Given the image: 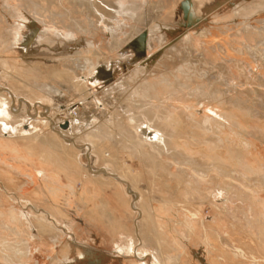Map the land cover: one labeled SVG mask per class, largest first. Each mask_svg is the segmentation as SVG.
<instances>
[{
  "label": "rangeland",
  "instance_id": "1",
  "mask_svg": "<svg viewBox=\"0 0 264 264\" xmlns=\"http://www.w3.org/2000/svg\"><path fill=\"white\" fill-rule=\"evenodd\" d=\"M37 1L57 12V26L52 21L50 23L47 17H43L37 12V5L34 3ZM50 1L0 0V26L6 30L5 27L14 26L17 23L11 20L20 18L25 14L32 18L33 21L36 20V23L40 22L39 24L37 23L39 26L45 25L44 22H48L49 31L51 28L59 30V28L61 29L67 24L77 22L82 26L86 22L87 25L85 24L82 29L83 34L86 31L85 36H80V39L86 37L91 40L93 38L95 41L97 40L96 46L108 41L109 37L105 36L103 32L105 27L103 19L95 10H93V13L100 17L97 21L96 30L91 25L95 19L93 15H87L84 10L74 5H69L68 0H52L54 4L51 6L48 3ZM103 1L110 5H117L118 3L117 0H114V3H112V0ZM136 1L142 7H146L149 1L159 2L162 0H122V7L128 4L127 7H131ZM163 1L166 7L158 20L168 26H178L182 15H177L175 11L184 0ZM238 1L240 0H203L202 5L200 7L198 5V15L204 16L203 19L195 24L190 23V27H188L192 34L197 31L198 27L204 28L205 26L209 30L207 35L209 38L198 41V45L194 47V54L200 60L195 65L197 69H211L208 72L214 74H211L210 78L213 80L216 78L217 81L224 74V77H227L230 82L233 81L237 88L235 92L228 94L229 100L220 104L215 103L214 111H212L213 107L208 104L199 106L195 103L194 109H197V115L188 118V120L195 128L207 125L215 116L214 114L220 118L223 115H228L229 117L226 120H239L243 128H246L249 132L248 134L243 132L242 138L250 140L251 148L248 151V158L250 157V162L256 168L258 165L264 166V65L256 63L252 57L242 54L240 51L242 35H238V33L243 28L246 18L239 17L238 23L236 22L235 24L233 23L234 19H230L232 4ZM100 6L105 11H111V6L109 7L103 3ZM111 18L113 17L109 19ZM120 20L128 28V22H131L129 15L127 13L122 14ZM250 22L257 27L263 26L264 13H255L251 16ZM122 24L121 26H123ZM90 30H92L91 34ZM183 32H179L178 35ZM257 38L260 37L258 36ZM255 40L252 38L251 41L255 43ZM170 43L172 46L169 48V44H165L164 50L159 43L153 48V51H155L152 52L157 57L155 61H159L158 57H164L165 54L167 57H171L169 54L172 53L176 57L171 64L168 63L164 67L157 68V71L154 72L157 75L167 77L170 75L171 69L175 70L183 62L179 57L181 54L175 51L173 46L174 44L178 45V42L170 41ZM178 46L181 49L180 45ZM150 54L151 51L148 50L146 55ZM20 55L29 60L23 66V72L24 75H28L31 78V81L29 85H24L21 82L15 85L23 94L17 95L16 98H22L29 104L32 102L29 99H37L41 95L46 94L52 84L58 87L64 86L70 90L74 88L75 82L79 80L80 75L73 74L72 70L65 66L64 62H59L58 59L60 57H62L61 59L67 58L70 53L67 50H63L58 43H54L48 48L40 46L36 49L30 47L21 50H0V57L7 58L11 65L23 64V61H18ZM55 57L58 58L54 59ZM204 65L205 67H203ZM208 65L209 68L207 67ZM222 66L225 67V73L221 70ZM124 67L126 69L127 64L124 63ZM100 69L106 72L104 67H100ZM101 73L95 72L93 80H99ZM84 78L82 75L81 79ZM4 79V81L0 80V82H3V84L0 83V89H6L12 93L11 88L4 85L5 81L10 84L12 81ZM70 92V95L65 98L63 103H78L79 107L82 104L80 101H85L86 103L91 101L88 98V87L82 86L80 90ZM100 95L101 93H95L94 97L97 98ZM14 105L12 109L18 110L19 103L17 102ZM173 105L176 109L182 106L177 100L173 102ZM99 106V109L95 111L96 114L98 112L101 113L104 108L103 104ZM190 107L193 108V106ZM137 110H140V108ZM35 111L45 113V110L38 108L37 105L34 106V109H29L28 113L36 117ZM73 115H75L74 112ZM30 116L25 115L20 120L16 119L14 123H11L13 127L4 125L3 138L9 137L10 141L3 142V140H0V232L5 234L0 238V248L4 243L6 244V256L13 259L15 264H61L52 262V258L59 252L58 245L48 236H45V242H39L34 237V235H39L37 229H41L42 223L47 222L65 241H71L87 248H95L99 252L98 254H104L106 257L112 256L114 258L113 264H144L145 262L142 263L143 260H136L135 258L129 260L131 255L129 250L138 236L135 229V219H138V215L135 217L133 212H130L129 209L127 211L126 207L115 196V194L121 195L123 192L122 188L118 187L117 189L113 185L104 186L99 180L92 178L88 181H83L85 171L75 165V162L71 159V154L65 151L64 148L58 147L55 149L54 146H45L42 142L17 138L18 128L20 126H28L33 121ZM136 117L139 118L138 113ZM117 118V122H121L118 127L122 128L119 131L123 132L120 135L125 134V138L133 139L135 131H133V126H129L127 117L118 114ZM156 124L166 127L170 131L175 128V126L169 125V121L165 118H158ZM37 128L43 129V126L39 124ZM227 132L229 131L226 130V135L228 134ZM43 135H45L47 143L55 141L49 136L50 133L48 131H45ZM104 135H107V132ZM120 135L117 140L115 137L110 140L99 135H96V138L100 139L101 144H106L105 149L107 148L111 153L117 154L121 161L119 165L128 164L130 171L132 170L131 173L138 172L140 174L137 178L141 180L137 179L136 187L141 192L140 204L143 208L151 203L150 199L153 196L160 197L162 201H173L166 207H163L161 201L151 203L156 213L154 215L156 238L155 234H153L155 233L154 231H152L153 233L147 231L142 249L145 248V251L151 255L152 261L155 260L164 264H264V183L260 184L248 179V182L253 184L250 185L249 189L253 191L250 193L247 188L230 187L231 183L222 178L224 190L214 202L220 205L221 209L224 206L226 214L227 216L229 214L230 218L221 219L224 216L222 212H217L206 197L199 196L197 192L199 188L196 187L197 185L194 182L187 187L188 189L184 194L181 191L176 200H174L166 190V184L171 185V183H165L156 179L153 175L148 176L146 174L147 170L154 171L156 169V164L147 161V154H149L151 149L147 145H143L140 147V151L143 154L139 156L136 148L132 147L133 144L128 143ZM174 135L177 136L179 134L175 132ZM149 136H153V133H150ZM176 136L174 137L176 138ZM182 143H185L186 146L184 148L188 150V154L190 152V154H193L190 157L193 158L194 164H207V158L202 157V152H198L202 145L194 142L188 135L187 137L184 136ZM169 147L172 151L177 149L173 145ZM224 151L222 152L225 155L226 152ZM195 152L198 154L196 155ZM213 153H215L213 149L205 152L207 155ZM41 155L45 159H41ZM167 158L168 163L174 160L171 155L167 156ZM102 163L104 164L105 162L98 161L99 166ZM170 168L174 169V166ZM49 176L54 177L55 183H50V178L52 177L49 178ZM201 187L202 189L208 188L210 190L213 185L205 181L201 183ZM88 189L90 192L87 191ZM73 193L85 196L89 200V205L87 204V207H85V204H83L81 208L80 200H86L85 197L80 199L79 195L72 196ZM199 203L202 205L197 206ZM108 205L120 211L122 216L125 215L126 217L120 218L122 221L118 223L114 234L109 233L108 230L111 227L107 228V219H104L102 212L99 211L105 210V206ZM125 205L127 206V203ZM190 213H195L196 217H192ZM11 215L16 218L12 220ZM35 221L41 225H34L35 227L32 228L33 232L29 238L31 250L25 261L22 254L25 251L23 242L26 240V227ZM230 221L233 224H230ZM116 225L117 219L112 228ZM7 226H11L10 232ZM17 232H20V234L18 235ZM213 232L217 235L215 236ZM157 241L159 245H157ZM151 260L148 258L145 261L150 264ZM106 262L107 260L103 259L101 262L98 261L97 264H105ZM0 264H7L1 255ZM71 264L83 263L79 259L74 258Z\"/></svg>",
  "mask_w": 264,
  "mask_h": 264
},
{
  "label": "bare ground",
  "instance_id": "2",
  "mask_svg": "<svg viewBox=\"0 0 264 264\" xmlns=\"http://www.w3.org/2000/svg\"><path fill=\"white\" fill-rule=\"evenodd\" d=\"M112 1L114 3V0ZM117 1V5H110L103 0H68L69 5L71 4L84 10L87 15H93L95 19L93 22L91 21V25L95 30L97 29V21L100 17L103 19V24H105L103 32L109 38L106 43L104 42L97 46V40L95 41L93 38L91 40L86 37L80 39V36H85L86 31L83 34L82 29L86 22L82 26L79 22L67 24L65 27L61 26L62 28H59V30L51 28L52 25L49 31L48 22H44L45 25L39 26L36 20L33 21L32 18L25 14L20 18L11 20L17 23L14 26L5 27L6 30L0 26V50H21L30 47L36 49L40 46L48 48L50 45L58 43L63 50H67L70 53L67 58L61 59L62 57H60L58 59L59 62H64L65 66L72 70L73 74L80 75L79 80L75 82L74 88L69 90L64 86L58 87L52 84L49 86L48 94H43L37 99H29L32 101L29 104L22 98H16L17 95L23 94L15 86L18 82L29 85L31 78L28 75H24L23 72V66L29 60L20 55L18 61H23V64L19 63L15 66L11 65L7 58L0 57V80L4 81V78H6L12 81L11 84L5 81L4 85L9 86L14 95L13 97L12 93L6 89H0V140H3V142L10 141L9 137L3 138L4 125L11 127V123H14L16 119L20 120L25 115L30 116L31 114L29 115L28 110L34 109L36 105L38 108L44 109L45 113L35 111L36 117L34 115L30 116L33 121L28 126H20L18 128L17 138L42 142L43 145L54 146L55 149L58 147L64 148L65 151L71 154V159L75 162V165L85 171L83 181H88L92 178L99 180L104 186L113 185L117 189L121 187L123 190L121 195L115 194L118 201L126 207L127 211L133 212L135 217L138 215L137 220L134 217L138 236L129 250L131 254L129 260L135 258L136 260H143L142 263L145 262L144 264H149L145 260L148 258L151 260L152 257L142 247H144L143 242L147 231H154L155 233H152L155 234L156 238L154 222L156 213L151 203L161 201L163 207H166L173 201H162L160 197L153 196L150 199L151 203L143 208L140 204L141 192L136 187L137 179L141 180L137 178L140 174L138 172L131 173L132 170L130 171L128 164L119 165L121 161L117 154L111 153L107 148L106 150V144H101L100 139L96 138V135H99L110 140L115 137L117 140L120 133L123 134V132L119 131L122 128L118 127L121 124V122H117L118 114L127 117L129 126H133V131H135L133 139L125 138V134L120 135V137L127 140L128 143H132V147L136 148L139 156L143 154L140 151V147L143 145H147L151 149L149 154H147V161L156 164V169L154 171L147 170L146 174L148 176L153 175L156 179L165 183H171V185L166 184V190L174 200H176L181 191L184 194L188 189L187 187L194 182L197 185L196 187L199 188L197 191L199 196L206 197L210 204L214 206V209L217 212H222L225 216L221 217V219L230 218L229 214L227 216L224 206L221 209V206L214 202L224 190L222 178L231 183L230 187L247 188V191L252 193V189L249 188L253 184H250L248 179L260 184L264 183V166L258 165L255 168L250 162L248 151L251 148V143L249 142L250 140L242 138L243 132L247 134L249 132L246 128H243L239 120H226L229 117L228 115H223L220 118L214 114L215 116L207 125L198 128H195L188 120V118L197 115V109H194L195 103L199 106L208 104L213 107L212 111H214L215 103L220 104L229 100L228 94L235 92L237 89L235 83L233 81L230 82L227 77H224V74L220 76L219 81L214 77L213 80L210 78L212 73L208 72L211 69L199 70L195 66L200 60L194 54V47L198 45V41L208 37L209 30L205 26L204 28L198 27L197 31L192 34L188 27H190V23L195 24L203 19L204 16L198 15V5L200 7L203 0L183 1L175 11L177 15H182L178 26H168L158 20L166 7L163 0L159 2L149 1L146 7H142L137 1L131 7H127L129 4L122 7V0ZM34 3L37 5V12L43 17H47L50 23L52 21L57 26V12L52 10L51 7L38 3V1ZM48 3L51 6L54 1L51 0ZM101 3L111 6L112 12L103 10L100 6ZM93 10L97 14L99 13L100 17L96 16ZM230 12V19H234V24L238 23L239 17L246 18L243 28L239 30V33L237 32L238 35H242L240 51L263 66L264 23L263 26L257 27L250 22V19L255 13H264V0H240L234 2ZM124 13H127L131 20V22H128V28L120 20V16ZM110 17L113 18L109 19ZM92 30L89 31L90 34ZM179 32L183 33L178 35ZM258 36L260 38H257ZM252 38L256 39L255 43L251 41ZM170 41H176L180 45L181 49H179L177 44L173 46L175 51L181 54L179 57L183 60V64L181 63L175 70L171 69L170 75L164 77L154 72L157 71V68L174 62L172 60H175V54H169L171 57H167L165 54L164 57H158L159 61H155L157 57L154 56L153 52L155 50L153 51V48L158 43L163 47V50L165 49V44H169L170 48L172 46ZM148 50L151 51L150 55H146ZM201 55L203 57L202 53ZM57 58L55 57L54 59ZM124 63L127 64L126 69ZM100 67H104L106 72L102 71ZM207 67L209 68V65ZM221 70L225 73L224 66H222ZM95 72H102L99 80H93ZM82 75L85 77L84 79H81ZM14 82L16 83L14 84ZM0 83L3 84V82ZM82 86L88 87V98L89 100L91 99L89 103L80 101L82 104L79 107L78 103H63L65 98L70 95V91H78ZM2 90L4 91L2 92ZM95 93H101L100 97L95 98ZM175 100L179 101L182 106L176 109L173 105ZM17 102L19 103V111L12 109ZM98 104H103L104 108L101 113L98 112L96 114L95 111L100 107ZM190 106H193V108ZM138 108L140 110H137ZM73 112L75 115H73ZM137 113L139 118L136 117ZM158 118H165L169 121V125L175 126V128L170 131V129L156 124ZM39 124L43 126V129L37 128ZM226 130L229 131L227 135ZM45 131H48L50 133L49 136L55 141L47 143L48 141L43 135ZM105 132H107V135H104ZM175 132L179 135H174ZM150 133H153V136H149ZM183 135L186 137L188 135L194 142L202 145L198 152H202V157L207 158V164L193 163V158L190 157L193 154H190L191 152L188 154V150L184 148L186 146L185 143H182ZM170 145L175 146L177 149L172 151L169 147ZM209 149H213L215 153L205 154ZM223 150L226 152L225 155L222 152ZM195 153L196 155L198 154L197 152ZM169 155L174 160L168 163L167 156ZM40 157L45 159L42 155ZM100 160L105 163L99 166L98 161ZM171 166H174V169H171ZM49 178L50 183H55L56 180L53 176H49ZM205 181L211 183L213 188L210 190L208 188L202 189L201 183ZM87 191L90 192L89 189ZM72 196H74V193ZM79 198L82 199V195ZM125 203H127V206ZM198 205L201 206L202 204L199 203ZM114 211L109 208H105L102 211L107 222L112 225L115 224ZM191 216L196 217V214L192 213ZM15 218L14 215H11L12 220ZM38 224L40 223L35 221L26 227V240L23 242L25 251L22 254L25 261L31 250L29 238L33 232L32 228ZM230 224L233 223L230 221ZM7 228L10 232L11 226H7ZM37 231L39 235H34V237L39 242H45V236H48L58 245L59 252L52 258L53 263L71 264L74 258L79 259L83 264H97L98 261L101 262L103 259L110 264L114 262L112 256L106 257L104 254H98L99 252L95 248H87L71 241H65L47 222L42 223L41 229H37ZM17 234L19 235L20 232H17ZM213 234L217 235L215 232ZM3 235L5 234L0 232V238ZM48 237L46 238L48 239ZM157 245H159L158 241ZM6 248L7 246L4 243L0 248L1 257L7 264H15L13 259L6 256ZM151 263L164 264L155 260H151Z\"/></svg>",
  "mask_w": 264,
  "mask_h": 264
},
{
  "label": "crops",
  "instance_id": "3",
  "mask_svg": "<svg viewBox=\"0 0 264 264\" xmlns=\"http://www.w3.org/2000/svg\"><path fill=\"white\" fill-rule=\"evenodd\" d=\"M53 184V183H52ZM74 195H79V197H81V194H75L74 193ZM82 197H85V196H83L82 195ZM86 199V198H85ZM107 200V199H106ZM88 201L89 200H80V207L82 208L83 206V204H85V207H87V204H88ZM114 204V203H113ZM96 205H97V203H96ZM96 205H95V207H96ZM105 208H109V209H113V210H115L114 211V217H115V223H116V219H117V225L116 226H114V228H112V224H110V223H108L107 221H106V223L108 224L107 225V228L108 227H111V228H109L110 230H108L109 231V233H113L114 234V232H115V230L117 229V227H118V223H121V219H122V217H125V215L124 216H122V214L120 213V211H117L116 209H114L113 207H111L110 205H108V206H105ZM100 212H102L101 210H99ZM102 214V213H101ZM102 216H103V218L105 219V217H104V215L102 214ZM121 218V219H120ZM126 218V217H125ZM115 225V224H114ZM107 231V230H106ZM105 264H110L109 262H106Z\"/></svg>",
  "mask_w": 264,
  "mask_h": 264
}]
</instances>
